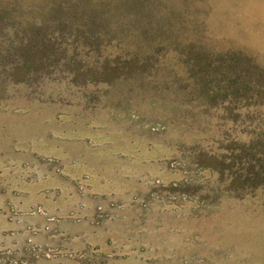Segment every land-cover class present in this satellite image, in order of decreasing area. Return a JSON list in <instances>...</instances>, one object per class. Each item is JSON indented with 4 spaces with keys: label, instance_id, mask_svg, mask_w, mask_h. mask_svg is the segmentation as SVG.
I'll return each mask as SVG.
<instances>
[{
    "label": "rangeland",
    "instance_id": "1",
    "mask_svg": "<svg viewBox=\"0 0 264 264\" xmlns=\"http://www.w3.org/2000/svg\"><path fill=\"white\" fill-rule=\"evenodd\" d=\"M213 1L195 4L207 11L206 21ZM85 3L0 0V14L29 22L32 11L44 20L60 13L51 5ZM14 36L12 27L2 28L0 42ZM129 40L137 42L132 50L149 47L147 38ZM212 43L218 49L249 47L225 33ZM126 46L124 41L101 52H70L62 66H48L27 80L4 78L15 62H0V192L73 179L67 168L86 162L98 175L136 184L130 203L137 264H264V151L249 147L260 117L249 115L246 101H211L219 86H202V94L173 80L167 68L157 78L152 71L141 79L88 83L92 71L117 61ZM159 53L164 63H176L172 50ZM74 63L88 66L86 81L74 79ZM73 181L86 190L81 179ZM98 210L106 214L103 206ZM14 262L28 261L0 247V264Z\"/></svg>",
    "mask_w": 264,
    "mask_h": 264
},
{
    "label": "trees",
    "instance_id": "2",
    "mask_svg": "<svg viewBox=\"0 0 264 264\" xmlns=\"http://www.w3.org/2000/svg\"><path fill=\"white\" fill-rule=\"evenodd\" d=\"M85 1L51 5L52 11L58 13L60 8V13L44 20L37 18V10L31 12L33 19L29 22L7 12L0 14V31L9 26L16 32L9 42H0V62H15L9 74L3 73L4 78H34L48 66L61 65L70 52H101L127 41L123 56L117 61L107 60L99 71H92L88 83L113 82L119 76L138 79L150 76L152 71L157 78L167 68L174 74L173 80L186 87L195 86L202 94L203 88L217 85L221 90L211 101H246L249 115L260 117L257 138L251 139L249 147L264 151V61L247 46L216 48L212 42L220 34L211 32L207 11L195 5L197 0H185L182 8L169 0ZM131 37H141L142 41L147 38L149 47L132 50L137 42L129 40ZM165 49L174 52L175 64L162 61L159 51ZM175 65L184 67L186 73L179 74ZM72 67L76 69L75 80L88 79L87 65L74 63ZM259 163L264 165V159Z\"/></svg>",
    "mask_w": 264,
    "mask_h": 264
},
{
    "label": "crops",
    "instance_id": "3",
    "mask_svg": "<svg viewBox=\"0 0 264 264\" xmlns=\"http://www.w3.org/2000/svg\"><path fill=\"white\" fill-rule=\"evenodd\" d=\"M69 172L81 179L85 191L73 179L59 177L55 183H25L0 192V247L35 264L139 263L130 203L136 184L98 175L86 162L70 166Z\"/></svg>",
    "mask_w": 264,
    "mask_h": 264
},
{
    "label": "water",
    "instance_id": "4",
    "mask_svg": "<svg viewBox=\"0 0 264 264\" xmlns=\"http://www.w3.org/2000/svg\"><path fill=\"white\" fill-rule=\"evenodd\" d=\"M211 8V32L242 40L264 61V0H216Z\"/></svg>",
    "mask_w": 264,
    "mask_h": 264
},
{
    "label": "built area",
    "instance_id": "5",
    "mask_svg": "<svg viewBox=\"0 0 264 264\" xmlns=\"http://www.w3.org/2000/svg\"><path fill=\"white\" fill-rule=\"evenodd\" d=\"M13 264H35V263H30V262H14Z\"/></svg>",
    "mask_w": 264,
    "mask_h": 264
}]
</instances>
